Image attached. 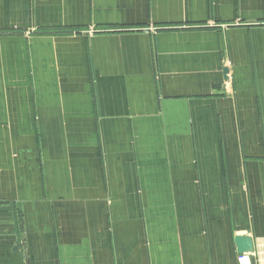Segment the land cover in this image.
Here are the masks:
<instances>
[{
  "label": "crops",
  "instance_id": "1",
  "mask_svg": "<svg viewBox=\"0 0 264 264\" xmlns=\"http://www.w3.org/2000/svg\"><path fill=\"white\" fill-rule=\"evenodd\" d=\"M32 27L0 33V264H238L240 235L264 264V0H0Z\"/></svg>",
  "mask_w": 264,
  "mask_h": 264
},
{
  "label": "rangeland",
  "instance_id": "2",
  "mask_svg": "<svg viewBox=\"0 0 264 264\" xmlns=\"http://www.w3.org/2000/svg\"><path fill=\"white\" fill-rule=\"evenodd\" d=\"M42 29L38 28L33 32V27L30 29H7V30H0V33L3 34H19L24 35L26 38H28V33L30 36L38 35V34H32V33H42ZM52 32H57V29L50 30ZM92 31V34H94V29H90ZM91 34V32L89 33ZM134 153V152H133ZM22 215L21 210H17V207H15L14 203H10L8 201H0V230L13 232L18 231L20 224H21V218ZM237 262L239 264V256L237 257Z\"/></svg>",
  "mask_w": 264,
  "mask_h": 264
},
{
  "label": "water",
  "instance_id": "3",
  "mask_svg": "<svg viewBox=\"0 0 264 264\" xmlns=\"http://www.w3.org/2000/svg\"><path fill=\"white\" fill-rule=\"evenodd\" d=\"M224 73V80L226 81V84L228 83L230 77H229V68L224 67L223 69ZM236 243L238 246V253L240 255H249L250 260L252 264H256V256H255V246L254 241L250 236L246 235H240L236 237Z\"/></svg>",
  "mask_w": 264,
  "mask_h": 264
},
{
  "label": "built area",
  "instance_id": "4",
  "mask_svg": "<svg viewBox=\"0 0 264 264\" xmlns=\"http://www.w3.org/2000/svg\"><path fill=\"white\" fill-rule=\"evenodd\" d=\"M239 264H252L249 255H239Z\"/></svg>",
  "mask_w": 264,
  "mask_h": 264
}]
</instances>
